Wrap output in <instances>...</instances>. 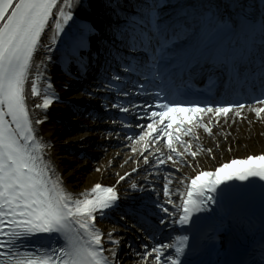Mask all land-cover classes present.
<instances>
[{
    "label": "snow or ice",
    "instance_id": "1",
    "mask_svg": "<svg viewBox=\"0 0 264 264\" xmlns=\"http://www.w3.org/2000/svg\"><path fill=\"white\" fill-rule=\"evenodd\" d=\"M257 60L264 82V0H0V264H196L193 257L209 247L219 254L231 241L222 238L229 232L227 190L218 195L217 189L226 181H264V154L200 171L176 193L179 204L171 187L174 179L181 183L178 177L169 171L161 190L150 173L167 170L168 162L177 172L179 163L187 166L185 154L196 152L184 137L198 127L212 132L203 117L244 119L247 107L264 121V98L201 106L168 97L178 81L215 68L237 80ZM55 64L58 85L51 79ZM73 82L107 115L65 98ZM54 103L109 125L81 127L131 145L137 155L124 163L137 166L115 173L113 184L73 192L58 175L49 152L54 145L43 138ZM113 213L119 221L107 230L102 222ZM203 222L214 225L210 238ZM175 226L187 234L169 243L157 238ZM128 232L139 233L140 243Z\"/></svg>",
    "mask_w": 264,
    "mask_h": 264
},
{
    "label": "bare ground",
    "instance_id": "2",
    "mask_svg": "<svg viewBox=\"0 0 264 264\" xmlns=\"http://www.w3.org/2000/svg\"><path fill=\"white\" fill-rule=\"evenodd\" d=\"M68 120L69 117L63 115ZM205 123L212 128V132L204 131L203 127L195 128L198 136L196 141L192 142L196 156L192 157L185 154L184 160L187 161V166L179 163V171L182 175L174 176L182 182L186 176H191L194 172L198 171L201 166L209 167L215 166L228 160L233 154L241 156L264 152V121L257 119L243 120L242 123L238 121L232 125L227 126L219 125L221 128L214 127L217 123L212 119L204 118ZM78 119L74 118V121ZM220 120H218L219 122ZM82 124L92 127L96 124L83 120ZM69 127H75L71 124ZM51 139L55 140V155L54 160L56 165L61 171H64L65 178L68 181V186L71 190L82 191L90 188L97 183L99 178L105 179L107 182H114L115 173H125L132 168L133 160L126 167L123 163L130 156H136L137 153L131 152V145L121 142V148L113 149L111 145L102 146L101 143L105 141L101 137L99 131L93 133L74 134L67 133L66 128L63 126H50L48 127ZM64 138H63V136ZM86 137V147L82 146L81 138ZM187 137V136H185ZM184 137V138H185ZM112 141V140H109ZM107 144V143H106ZM137 147L141 148L137 145ZM67 151L81 150L84 151L88 157L79 159L75 154H69ZM96 159L95 163L92 161ZM142 162L143 160L140 159ZM100 168L101 171L97 172L95 169ZM172 185L176 184V179L173 180Z\"/></svg>",
    "mask_w": 264,
    "mask_h": 264
}]
</instances>
